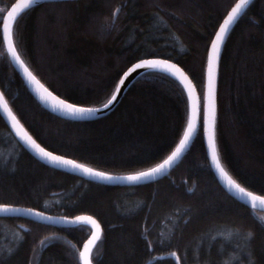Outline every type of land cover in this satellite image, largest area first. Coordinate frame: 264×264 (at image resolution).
Listing matches in <instances>:
<instances>
[{"label": "trees", "instance_id": "16d2710c", "mask_svg": "<svg viewBox=\"0 0 264 264\" xmlns=\"http://www.w3.org/2000/svg\"><path fill=\"white\" fill-rule=\"evenodd\" d=\"M13 0H0L1 17ZM235 0H52L23 10L12 40L31 71L69 101L99 105L135 59L157 55L179 63L202 107L208 43ZM264 0H251L224 42L218 71L215 145L224 168L264 195ZM0 90L43 146L115 173L145 169L179 139L187 117L182 86L158 71L140 74L105 115L58 116L28 91L0 33ZM202 114V109H201ZM202 122L190 147L163 177L114 185L46 165L14 138L0 115V202L101 224L95 264H264V211L228 194L211 171ZM86 223L54 226L0 216V264H80Z\"/></svg>", "mask_w": 264, "mask_h": 264}, {"label": "water", "instance_id": "95a60500", "mask_svg": "<svg viewBox=\"0 0 264 264\" xmlns=\"http://www.w3.org/2000/svg\"><path fill=\"white\" fill-rule=\"evenodd\" d=\"M52 0H13L1 17L0 33L8 59L23 80L30 94L47 110L63 118L88 120L108 113L120 100L131 83L142 73L158 71L174 78L183 88L187 100V117L183 131L173 148L154 165L142 170L115 173L108 172L70 156L51 150L39 143L24 127L10 108L0 90V115L17 142L32 156L53 168L76 174L83 178L114 185L140 184L156 180L166 175L182 158L190 147L202 122V143L206 158L216 180L221 187L242 204L264 211V195L256 193L235 180L219 160L215 145V115L218 86V71L222 48L232 26L251 0H235L221 17L207 46L202 107L198 90L184 68L176 61L157 55L143 56L133 60L121 73L109 98L99 105H82L67 100L45 85L27 66L19 55L12 40V25L16 17L26 8ZM264 46V32H263ZM202 109V114H201ZM0 216H18L54 226H71L86 223L90 231L81 242L78 259L80 264H95L91 250L101 232L100 222L89 213L67 216L48 212L33 206L0 202ZM172 257L179 263L174 250L160 252L155 257Z\"/></svg>", "mask_w": 264, "mask_h": 264}, {"label": "rangeland", "instance_id": "374dc122", "mask_svg": "<svg viewBox=\"0 0 264 264\" xmlns=\"http://www.w3.org/2000/svg\"><path fill=\"white\" fill-rule=\"evenodd\" d=\"M36 262V253L34 252L31 259H30V263L29 264H35Z\"/></svg>", "mask_w": 264, "mask_h": 264}]
</instances>
